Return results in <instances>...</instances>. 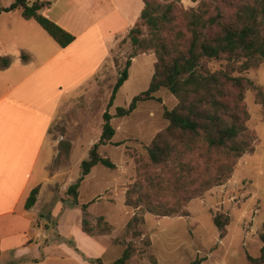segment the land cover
<instances>
[{"label":"rangeland","instance_id":"obj_1","mask_svg":"<svg viewBox=\"0 0 264 264\" xmlns=\"http://www.w3.org/2000/svg\"><path fill=\"white\" fill-rule=\"evenodd\" d=\"M33 1L29 0V4ZM40 1L47 8L41 9L40 13L50 17V20L68 12V18L63 21L76 32L89 26L92 17H99L112 7L110 0ZM113 1L119 3L126 25L114 36L117 42L113 47V36L107 37L110 50L100 71L61 106L48 131L54 141V153L46 166L48 179L42 184L38 202L40 227H33V245L24 257H35L39 261L23 263L25 261L14 260L9 251H4L0 264H93L83 259L73 247L72 241L81 242L79 234L85 233L81 231V208L71 204L73 196L67 190L77 181L81 161L88 157L90 147L100 137L106 110L112 115L110 122L115 134L111 142L99 147V153L110 158L115 167L94 166L81 182L77 196L78 203H89L87 211L92 224L98 216L104 215L113 226L109 235H100L98 240L107 248L106 254L100 256L102 261L110 263L121 254L124 245L113 243V239H125L124 242L133 241L136 247L130 263L149 264L143 244V240L148 238L151 241L149 250L155 254L158 264H191L193 261L197 264H248L247 255L258 256L262 246L260 234H264V62L248 70L237 68L240 62L230 65L225 59H207L202 63L203 71H225L249 80L243 103L249 114L246 126L254 135L253 151L234 160L232 172L222 184L212 186L202 195L182 204L180 189H173L172 180L176 175L194 177L205 167L216 175L228 160L219 153H207L206 148L197 143L191 153L182 156L188 171L176 172L177 161L165 166L149 165L146 146L157 132L166 127L163 109L173 108L177 99L165 89H160L154 94L157 99L139 102L129 115L116 116L117 107H127L135 95L148 87L155 62L154 53L148 51L131 59L128 78L108 107L113 85L132 51L127 32L138 19L143 6L142 0ZM199 1L177 0V4L188 9L197 7ZM13 2L0 0V8H6ZM82 9H86L87 13L84 14ZM0 13V20L4 18L2 21L11 22L4 26L0 23L3 51L10 47L18 48L23 37H30L31 34L38 37L34 32L48 35L33 21L34 28L31 30L28 27L20 29L15 19H8L17 17L22 21L19 8ZM79 13L84 17L81 21L75 18ZM87 33L80 41L81 47L88 44L89 48L93 42L86 39L90 36L95 38L98 34L96 28ZM12 34L17 38L16 44L12 41ZM94 48L100 49L97 41ZM136 182L142 186V192L150 195L154 205L162 203L168 209L180 206L187 215L161 217L143 213V235L135 239L126 236L124 232L128 220L134 213L143 212L125 205V192ZM197 183L198 180L190 185L188 183V187ZM177 186L179 188V184ZM136 196L133 194V197ZM218 213L229 217L223 238L219 237L213 223V217Z\"/></svg>","mask_w":264,"mask_h":264},{"label":"trees","instance_id":"obj_2","mask_svg":"<svg viewBox=\"0 0 264 264\" xmlns=\"http://www.w3.org/2000/svg\"><path fill=\"white\" fill-rule=\"evenodd\" d=\"M142 3L138 19L127 32L132 51L113 85L108 107L128 78L131 59L141 53L153 52L155 62L147 89L135 95L127 107L116 108V116L129 115L139 102L157 99L154 94L160 89L177 99L173 108L163 109L166 127L146 146L149 165L165 166L177 161L176 172L188 171L182 156L191 153L197 143L202 144L207 153L213 151L228 160L216 175L208 167L196 177L176 175L172 180L173 189H180L184 204L212 186L222 184L232 172L234 160L253 151L254 135L246 126L249 114L243 103L249 80L225 71H203L202 63L207 59H225L230 65L240 62L237 68L248 70L264 62V0H200L197 7L188 9L179 6L177 0H142ZM44 4L40 0L31 4L29 0H14L8 7L0 8V12L19 8L24 19L35 20L60 47H66L74 40V35L40 13ZM21 58L25 59V56L21 55ZM8 63V58L0 57L1 67ZM111 118L106 110L100 137L90 147L88 157L81 161L77 181L67 190L73 196L71 204L81 208V230L89 236L109 235L113 229L101 215L92 224L87 211L89 203L77 201L78 188L94 166L115 167L110 158L99 153V147L111 142L115 134ZM196 180L197 185L188 187V183ZM141 190L142 186L136 182L125 192V205L143 211L134 213L128 220L126 236L135 239L143 235V213L161 217L187 215L180 206L168 209L162 203L154 205L150 195ZM38 192V186L31 190L25 201L26 209L36 203ZM133 194L137 196L133 197ZM213 223L219 237L223 238L229 217L215 214ZM260 239L259 254L256 257L247 255L248 264H264V234H260ZM124 240L113 239V243H122L124 248L110 263H104L101 257L86 260L93 264H131L136 247L133 241ZM143 244L149 264H158L155 254L149 250L151 241L146 238Z\"/></svg>","mask_w":264,"mask_h":264},{"label":"crops","instance_id":"obj_3","mask_svg":"<svg viewBox=\"0 0 264 264\" xmlns=\"http://www.w3.org/2000/svg\"><path fill=\"white\" fill-rule=\"evenodd\" d=\"M110 3L112 7L107 13L92 17L89 26L80 32L63 21L68 18V12L53 18L52 21L74 35V40L66 47H60L48 35L37 32L34 33L38 37L31 34L21 38L17 50L10 47L3 51L0 45V57L9 59L5 67L0 66V256L2 252L9 251L14 260L21 259L25 261L23 263L39 261L35 257H24L33 245V227H40L38 202L42 184L48 179L46 166L54 153V141L48 131L61 106L100 71L110 50L107 37L114 38L126 25L119 3L113 0ZM42 9H47L45 4ZM85 10L81 11L85 14ZM12 18L20 29L28 27L32 30L34 24L31 21L37 23L33 19L22 17L21 21L17 17H8ZM75 18L79 21L84 19L81 13ZM2 19V26L11 24ZM93 28L97 30L95 38L98 40L90 36L86 40L89 42L91 39L93 44L89 48L88 44L81 47V39ZM11 38L16 44L14 34ZM95 41L100 45L99 50L94 48ZM116 42L114 38L111 47ZM37 186L36 203L26 209L25 201ZM79 235L81 242L73 240L72 244L83 259L106 254L107 248L98 241L101 236Z\"/></svg>","mask_w":264,"mask_h":264}]
</instances>
